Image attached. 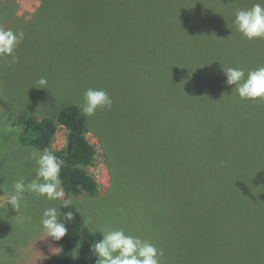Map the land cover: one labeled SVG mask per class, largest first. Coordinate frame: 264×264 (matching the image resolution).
Listing matches in <instances>:
<instances>
[{"label":"rangeland","instance_id":"1","mask_svg":"<svg viewBox=\"0 0 264 264\" xmlns=\"http://www.w3.org/2000/svg\"><path fill=\"white\" fill-rule=\"evenodd\" d=\"M41 1L0 0V28L24 33L18 62L0 58V264L77 256L41 225L44 209L61 213V201L25 192L17 209L8 200L16 180L35 178V159L26 157L43 152L19 141V115L53 118L68 104L81 108L88 88L104 89L113 105L86 116L99 153L90 167L98 193H65L84 225L99 234L123 228L150 241L163 253L160 264H264V248H193L190 178L187 190L179 185L178 62L161 38L169 26L159 10L130 0L122 7ZM41 77L46 85L38 84ZM66 132L60 126L51 149L65 146Z\"/></svg>","mask_w":264,"mask_h":264},{"label":"trees","instance_id":"2","mask_svg":"<svg viewBox=\"0 0 264 264\" xmlns=\"http://www.w3.org/2000/svg\"><path fill=\"white\" fill-rule=\"evenodd\" d=\"M116 1L96 3L126 5ZM129 2L159 10L161 21L169 26L161 38L168 56L175 55L178 62L179 185L187 190L190 178L193 248H264V99H241L234 85L226 84L222 69L239 67L247 73L264 65V39L248 40L233 23L237 9L250 8L259 0ZM19 122L22 144L49 149L63 161L65 193H98L100 183L90 171L98 148L88 137L87 117L79 105L68 104L53 118L21 113ZM60 126L67 131L66 144L53 150ZM69 211L73 218L64 221L68 233L60 240L51 238L77 249V256L55 254L45 264H96L92 245L101 234L84 225L74 204L61 206L60 219Z\"/></svg>","mask_w":264,"mask_h":264},{"label":"clouds","instance_id":"3","mask_svg":"<svg viewBox=\"0 0 264 264\" xmlns=\"http://www.w3.org/2000/svg\"><path fill=\"white\" fill-rule=\"evenodd\" d=\"M233 15L236 30L245 38L264 39V0H259L250 8L237 9ZM23 38V31L0 28V58L11 56L13 63L18 62L14 51ZM222 69L226 76V84L234 85L233 89L241 99H264V65L247 73L239 67L222 66ZM38 84L46 85V78H39ZM112 105L113 100L104 89L88 88L83 94L81 111L86 116H94L97 109L110 110ZM26 158L35 159V178L27 183L23 178L16 180L8 203L18 209L24 193L30 192L48 200H59L63 208H69L72 200L70 197L65 198L60 175L63 161L49 149ZM72 218L73 213L69 211L61 220L57 209L50 207L44 209L41 225L47 236L60 240L68 233L64 221H70ZM101 236L102 238L92 245L97 257L96 264H160L162 251L140 236L128 233L123 228L102 229Z\"/></svg>","mask_w":264,"mask_h":264}]
</instances>
